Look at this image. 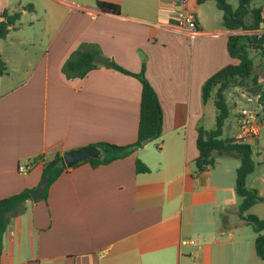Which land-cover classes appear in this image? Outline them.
<instances>
[{"label":"crops","instance_id":"obj_1","mask_svg":"<svg viewBox=\"0 0 264 264\" xmlns=\"http://www.w3.org/2000/svg\"><path fill=\"white\" fill-rule=\"evenodd\" d=\"M100 1L118 5L119 13L74 0H32L26 10L19 1L0 0V14L19 13L0 39L6 64L0 76V199L34 189L43 164L56 154L135 142L140 82L98 64L81 79H65L61 66L81 43L96 45L109 63L132 73L144 62V77L161 105V136L110 164L68 168L44 200L27 203L10 219L0 264H262L251 248L255 236L245 240L241 233L236 208L230 214L220 199H207L210 192L204 202L195 197L210 174L197 175L194 164L197 128L208 130L201 89L236 63L227 51L235 32L223 27L212 0ZM28 13L24 25L34 30L27 34L19 21ZM182 13L193 15L194 29L182 24ZM245 144L257 158L253 173L264 172V136ZM223 156L239 166L233 153ZM136 159L149 171L137 173ZM19 166L27 170L20 173ZM257 181L249 189L264 198L263 173ZM191 240L197 244H181Z\"/></svg>","mask_w":264,"mask_h":264},{"label":"trees","instance_id":"obj_2","mask_svg":"<svg viewBox=\"0 0 264 264\" xmlns=\"http://www.w3.org/2000/svg\"><path fill=\"white\" fill-rule=\"evenodd\" d=\"M195 1L201 4L208 0ZM212 1L215 2L217 9L222 12L221 21L225 29L234 32L238 30L250 32L259 29L261 9L251 7V3L254 0H233L236 2L235 7L228 0ZM261 2L264 4V0H261ZM95 5L101 12L116 15L119 13V6L116 4L95 0ZM249 15L251 16V22L246 23L245 19ZM0 16L3 18L0 21V39H4L9 32V26L18 21L19 13L9 15L4 10ZM227 51L230 58L235 60L236 63L228 64L217 71L204 82L201 89V100L203 104L213 95V105L216 109V115L212 130H204L201 127L197 128L198 136L196 139V147L198 156L194 161L195 170L197 175L209 171L210 168H213L215 163L214 156L218 153L231 152L239 158V166L235 169L234 181V192L240 199V204L237 209L238 217L255 234L253 250L256 257L264 264V218L260 219L253 214L247 213L254 205L264 202V198L258 195L257 190L246 187V178L255 169V163L252 159V148L247 144L237 142L233 137L221 138L222 129L228 117L229 109L225 101V92L232 85H240L244 88L247 87L248 82H250L251 86L257 85L258 77L253 73L254 56H251V53L256 52L264 58V35H230L227 40ZM96 55H100L96 45L81 43L62 64L61 73L67 80L83 78L88 72L98 67L97 64L92 62ZM108 68L132 76L140 82L141 92L137 138L135 142L125 146H118L107 142L89 145L99 150V157L97 159L82 161L72 168L77 167L81 163H89L92 168L110 164L115 160L129 156L141 147L140 144L143 140L150 139V141H154L161 136V105L155 91L144 77V62L141 64L139 73L129 72L111 60ZM5 72L6 64L0 56V76L5 74ZM260 102L264 117V97ZM40 158L33 159L32 163ZM67 170L68 168L64 165L62 155L60 154H56L50 161L45 162L42 166L40 179L46 178L48 184L43 195L32 202L44 200L50 185ZM135 171L137 173H145L149 169L140 160L136 159ZM31 190L33 188H26L17 194L0 199V254L3 249V235L9 221L12 217L21 214L26 204L31 202L29 197Z\"/></svg>","mask_w":264,"mask_h":264},{"label":"rangeland","instance_id":"obj_3","mask_svg":"<svg viewBox=\"0 0 264 264\" xmlns=\"http://www.w3.org/2000/svg\"><path fill=\"white\" fill-rule=\"evenodd\" d=\"M21 2L22 6L25 8H27L28 4L32 3V0H9L10 4H16L17 2ZM74 1H78L79 4H90V5H94L95 4V0H74ZM229 1V0H228ZM231 3H233V7L236 6V2L233 0H230ZM251 7L253 8H260L262 9L264 7V4L261 2V0H254L251 3ZM17 10H19V8H17ZM17 12V11H15ZM38 12L40 13V9H38ZM28 15H30L29 13L27 15H22L21 19L19 22H21L23 24V28L21 32L23 33H27L28 32H33L34 28H38L39 25L36 24L35 21V14L34 11L31 12V17L33 19V25L34 28L33 29H27L26 26L24 25L27 20H28ZM246 23L251 22V16H247V18L245 19ZM235 34L238 35H246L245 31L242 30H238L235 31ZM251 56H254L253 60H254V69H253V73L257 75L258 80H261L264 78V58L261 57L258 53L256 52H252ZM244 87L240 86V85H232L231 87H229V89L225 92V101L228 105V117L225 120V124L224 127L222 129V136L221 138H225V137H233L236 134L237 131V124H236V114H237V110L243 106L244 103V99L242 98V93H243ZM216 115V109L213 105V95H211L210 99L207 101L206 104V108H205V117H204V121H203V125L206 129L208 130H212L214 128V117ZM157 143V140L154 141H150L147 143V147H152ZM230 154V152H222V153H218L214 156L215 158V163L213 168L209 169V177L205 178L206 180V185H197L196 188H203V194H196L197 190H195V197L196 202H204L206 195L208 194V192H210L207 196V199H211V200H215V199H220L222 204H224V206L229 210L230 214L235 213L234 209L238 208L239 204H240V199L236 196L235 192H234V181H235V169L234 166L236 164H238L237 160L231 156H223V155H228ZM220 155V156H219ZM252 159L255 163V167L256 165V156L253 153ZM227 167V172H225ZM259 173H263L264 172L262 170L258 171ZM256 172L255 174L253 173L252 175H250L248 177L247 180V184L246 187H255L258 186L259 182L255 181V177L257 175ZM212 190V191H211ZM215 192V194H214ZM214 194V195H213ZM237 212V211H236ZM238 213V212H237ZM248 214H253L255 216H257L258 218L262 219L264 218V202L262 203H258L256 205H254L253 207H251L248 212ZM218 221V219H217ZM241 233L244 237L245 240H249V238H252L255 236V234L253 233V231L251 230V228L247 225H245L244 222H242L241 224ZM253 242L251 243V248L253 249ZM254 259L257 260L258 258L256 256H254ZM261 262V260H259Z\"/></svg>","mask_w":264,"mask_h":264},{"label":"built area","instance_id":"obj_4","mask_svg":"<svg viewBox=\"0 0 264 264\" xmlns=\"http://www.w3.org/2000/svg\"><path fill=\"white\" fill-rule=\"evenodd\" d=\"M186 0H182L185 3ZM260 25L256 31L245 32V34L251 35H264V7L260 13ZM181 22L188 28L194 29L195 19L192 14L182 13ZM260 87L254 94H249L243 90L242 98L244 99L243 106L237 110L235 117L237 124V131L234 139L242 144H245L248 140L258 139L261 135L264 136V117L261 111L260 100L264 97V78L261 79L258 84ZM27 170L25 166H19L18 171L23 173ZM182 245H196V241H181Z\"/></svg>","mask_w":264,"mask_h":264},{"label":"water","instance_id":"obj_5","mask_svg":"<svg viewBox=\"0 0 264 264\" xmlns=\"http://www.w3.org/2000/svg\"><path fill=\"white\" fill-rule=\"evenodd\" d=\"M92 62L94 64L101 65L105 68H107L109 66V59L104 57V56H101V55H96L93 58ZM246 86L247 87H246L245 91L249 94L256 93V91L260 87L259 85L251 86L250 82H248ZM149 141H150V139L143 140L141 142L140 146L142 147V146L146 145ZM99 155H100V152L97 148H95L93 146H89V147H81V148L66 151L62 155V159H63V163L66 166V168H72L74 165H76L82 161H86V160H90V159H97L99 157ZM47 184H48V180L46 178H42L40 180L39 184L33 190H31V192L29 193L30 200L35 201V200L39 199L43 195Z\"/></svg>","mask_w":264,"mask_h":264}]
</instances>
